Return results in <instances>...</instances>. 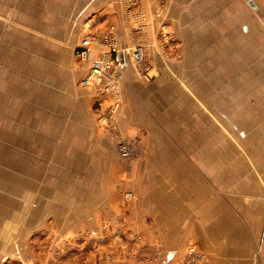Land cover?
<instances>
[{"label": "rangeland", "instance_id": "374dc122", "mask_svg": "<svg viewBox=\"0 0 264 264\" xmlns=\"http://www.w3.org/2000/svg\"><path fill=\"white\" fill-rule=\"evenodd\" d=\"M88 2L0 0V264L37 256L45 264L49 240L61 243L63 223L77 225L109 184L123 206L158 189L172 208L168 219L179 222L180 264H199L202 247L210 264H264V7L254 10L250 80L240 70L246 81L234 72L228 85L212 86L205 69L159 79L131 67L153 84L141 88V104L140 93L124 101L122 76L114 93L73 85L66 73L84 61L75 43ZM125 105L141 106L140 122L125 124ZM109 136L117 148L128 141L133 156L115 158ZM126 233L132 255L154 258L157 247L143 251L140 231Z\"/></svg>", "mask_w": 264, "mask_h": 264}, {"label": "crops", "instance_id": "0c3cea01", "mask_svg": "<svg viewBox=\"0 0 264 264\" xmlns=\"http://www.w3.org/2000/svg\"><path fill=\"white\" fill-rule=\"evenodd\" d=\"M160 1L141 0L139 8L146 14V25L142 28H136L133 19L124 18L115 0L88 2L83 10L86 21H83L81 37L75 46L86 35L96 36L110 29L120 46H131L137 42L151 45L148 47L151 70L155 77L159 75V79L171 77L169 74L171 70L178 73L197 72L201 69L213 73L212 86L228 85L235 77L229 74L234 72H238L237 77H242L246 81V74L240 75V70L249 71L248 79H251L252 73L255 72L252 63L255 53L253 39L255 32L259 30L256 29L258 20L254 10L261 11L264 0H164L163 15L159 16L156 12ZM162 28H172L174 31L164 57L159 54L160 48L156 43L157 35ZM106 51L101 42H94L89 57L108 56ZM88 66L89 61L84 60L78 63L75 69L66 70L67 74L74 75L73 85H81L80 76L84 75ZM120 70L124 101L128 102L134 95L140 93L142 104L144 95L140 90L143 86H152V82L137 78L128 65L122 66ZM175 75L173 74V77ZM220 81L226 83H219ZM188 84L192 85L191 82ZM256 84L254 81L250 85ZM139 107L135 112L127 105L122 108L121 114L126 125L140 122L139 119L143 118L142 115L139 117V112L142 113V108L140 110ZM240 132L245 136L246 128ZM109 137L111 139V136ZM112 141L114 140L111 139L112 151L115 158H118L120 152ZM140 177L137 176L136 179L141 183ZM146 179L151 185L152 177ZM138 187L142 190L146 188L144 184ZM156 189L153 188L151 192L149 190L148 194L141 191L135 202L123 206L120 196L110 189L109 184L110 191L104 192L105 197L98 206L92 209L83 208L84 213L79 215L77 225L63 223L61 231H66V238L61 240V243L58 242L57 236L49 240L52 246L47 250L50 256L46 258L45 264H180L185 249L175 235L179 222L175 225L174 218L168 219L173 212L172 208L163 202V197L162 200L158 198L159 193ZM140 199L143 203L139 202ZM133 229L143 235V251L149 254L151 248L157 247L154 258L149 262H143L131 253L134 244L126 232ZM75 235L78 236L77 239ZM34 241L38 243V240ZM67 244L74 247L65 251L64 245ZM54 246L56 249L61 248V252L64 251L59 255H53ZM201 251L204 256L199 264H210L206 248L202 247ZM34 259L31 263L43 262L39 256Z\"/></svg>", "mask_w": 264, "mask_h": 264}, {"label": "built area", "instance_id": "2783aa9c", "mask_svg": "<svg viewBox=\"0 0 264 264\" xmlns=\"http://www.w3.org/2000/svg\"><path fill=\"white\" fill-rule=\"evenodd\" d=\"M119 6L121 14L127 20L133 19L136 28H142L146 25V14L142 8H139L141 0H115ZM138 9H135L137 8ZM157 15L162 16L164 10V0L158 4ZM173 29H161L157 35V46L159 54L166 56L168 44L173 39ZM101 42L107 49L108 56L90 58L89 53L91 45L94 42ZM148 45L143 42H137L131 46H120L114 38L113 32L109 29L99 35H86L75 47V54L89 61L86 74L80 79L82 86H98L103 92H114L117 88V81L122 76L120 68L124 65L134 67L140 74L146 78L150 77ZM156 47V46H155ZM116 106L111 109L110 117L115 111ZM120 154L125 158L133 156L131 144L126 141H120L118 145Z\"/></svg>", "mask_w": 264, "mask_h": 264}]
</instances>
